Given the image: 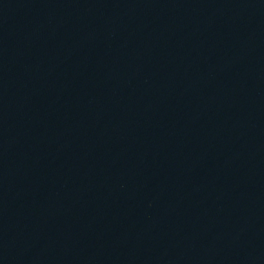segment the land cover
<instances>
[{
  "label": "water",
  "instance_id": "1",
  "mask_svg": "<svg viewBox=\"0 0 264 264\" xmlns=\"http://www.w3.org/2000/svg\"><path fill=\"white\" fill-rule=\"evenodd\" d=\"M0 264H264V0H0Z\"/></svg>",
  "mask_w": 264,
  "mask_h": 264
}]
</instances>
